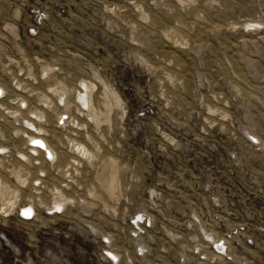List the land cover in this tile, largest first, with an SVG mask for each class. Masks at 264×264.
<instances>
[{"label": "rangeland", "instance_id": "obj_1", "mask_svg": "<svg viewBox=\"0 0 264 264\" xmlns=\"http://www.w3.org/2000/svg\"><path fill=\"white\" fill-rule=\"evenodd\" d=\"M0 84V264H264V0H0Z\"/></svg>", "mask_w": 264, "mask_h": 264}, {"label": "built area", "instance_id": "obj_2", "mask_svg": "<svg viewBox=\"0 0 264 264\" xmlns=\"http://www.w3.org/2000/svg\"><path fill=\"white\" fill-rule=\"evenodd\" d=\"M34 23L36 25H41L43 24V19L41 18H36L34 19ZM1 85V84H0ZM2 90L0 91V124L4 123L5 125H8L7 121H5V118H2L3 115H5L8 112V107L10 106V104H13V108L15 110H17V112L19 113L17 115V120L20 122L22 120L21 116L23 113H25V111L27 110V107H25L24 105H21V102H12L8 99V94L5 91V89L1 86ZM11 121V126H15V128H19L20 124L18 122L15 121V119H10ZM7 138L11 139V137L8 135ZM3 140V139H2ZM5 142V143H4ZM33 141H31V139L29 138L28 143L24 144L23 146V153L26 154L27 156H31L34 155L35 158L38 157L39 153H42V151H44L43 149L39 148L37 145H34L32 143ZM0 217L1 218H9V213H7L8 211L10 212V209L8 208V204L9 201L12 199V196L7 194L4 195V191L2 189H7L10 187V182L13 178V174L15 173L14 168L12 167V169H9L6 166V163L9 162V159L12 158L13 156V148L12 145L10 144L9 141L5 140L3 142H0ZM48 153V152H46ZM40 155V154H39ZM37 162V161H36ZM35 162V163H36ZM38 165V164H36ZM7 172L6 174V178L3 176L2 173ZM43 176V180H44V175ZM35 185L34 187L38 188L39 186H41L43 183L38 180L35 181ZM31 209V215L30 216H24L21 215V213L24 211V209ZM18 217L21 221H25V222H29L31 220H33L35 218V211L34 208L32 206H25L23 209H19L18 212Z\"/></svg>", "mask_w": 264, "mask_h": 264}, {"label": "bare ground", "instance_id": "obj_3", "mask_svg": "<svg viewBox=\"0 0 264 264\" xmlns=\"http://www.w3.org/2000/svg\"><path fill=\"white\" fill-rule=\"evenodd\" d=\"M2 90V88H1V85H0V91ZM16 114V112L15 111H9L8 112V117L10 118V119H15V117H10V116H14ZM8 123H10L11 124V121H7ZM34 140H39V141H41L44 145H45V142L43 141V140H41V139H31V141H34ZM45 147L47 148V146L45 145ZM48 149V148H47ZM35 164H38V165H41V163H39L38 161L35 163ZM16 172V171H15ZM14 175H15V177H16V173H14ZM16 179H17V177H16ZM37 180H40L41 182H43L42 181V179H43V176H38L37 178H36ZM23 181V180H22ZM22 183V182H21ZM8 195H10V196H12L11 194H8ZM13 197H15V195H13ZM12 197V198H13ZM15 202H12L11 200L9 201V204H8V206H9V209H10V207H14V206H11V204H14ZM59 207L58 208H61V205H58Z\"/></svg>", "mask_w": 264, "mask_h": 264}, {"label": "snow or ice", "instance_id": "obj_4", "mask_svg": "<svg viewBox=\"0 0 264 264\" xmlns=\"http://www.w3.org/2000/svg\"><path fill=\"white\" fill-rule=\"evenodd\" d=\"M0 94H2V93H0ZM65 119H66V117H65ZM61 123H63V121H61ZM32 143L34 145H37L39 148L43 149L45 152H48L47 148L45 147V145L41 141L34 140ZM0 151H2V150H0ZM48 159L49 160L52 159V155L50 152H48ZM57 211H60V209L58 208ZM21 215L30 216L31 215V209H28V208L24 209V211L21 213Z\"/></svg>", "mask_w": 264, "mask_h": 264}]
</instances>
